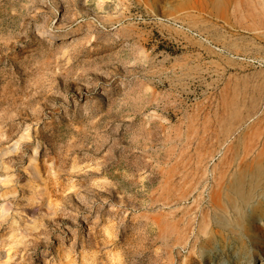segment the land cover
<instances>
[{
  "label": "rangeland",
  "instance_id": "374dc122",
  "mask_svg": "<svg viewBox=\"0 0 264 264\" xmlns=\"http://www.w3.org/2000/svg\"><path fill=\"white\" fill-rule=\"evenodd\" d=\"M262 151L264 0H0V264H264Z\"/></svg>",
  "mask_w": 264,
  "mask_h": 264
},
{
  "label": "bare ground",
  "instance_id": "6f19581e",
  "mask_svg": "<svg viewBox=\"0 0 264 264\" xmlns=\"http://www.w3.org/2000/svg\"><path fill=\"white\" fill-rule=\"evenodd\" d=\"M254 159V163H251L249 168L241 171L240 178H238L237 182L235 183L234 193L236 195V198L224 199V202L226 204L234 207V212L242 220H248L251 217L264 218V209H262V207H264V196L260 195V192L264 191V152L262 151L257 156V158L255 157ZM251 203H253L251 207H254L253 213L248 212L247 208ZM227 212L228 211L226 210H222V212H219V214H217L219 215V218L222 222L231 223L236 219V217H231L232 215L229 216Z\"/></svg>",
  "mask_w": 264,
  "mask_h": 264
}]
</instances>
